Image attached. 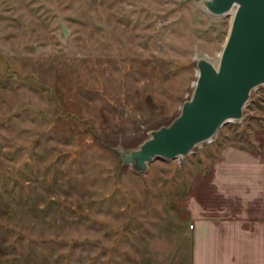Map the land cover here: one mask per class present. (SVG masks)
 Segmentation results:
<instances>
[{
	"label": "rangeland",
	"instance_id": "1",
	"mask_svg": "<svg viewBox=\"0 0 264 264\" xmlns=\"http://www.w3.org/2000/svg\"><path fill=\"white\" fill-rule=\"evenodd\" d=\"M232 19L204 0H0V264H191L197 197L263 211L264 84L185 156L121 155L179 115ZM228 161L254 173L227 194Z\"/></svg>",
	"mask_w": 264,
	"mask_h": 264
},
{
	"label": "water",
	"instance_id": "2",
	"mask_svg": "<svg viewBox=\"0 0 264 264\" xmlns=\"http://www.w3.org/2000/svg\"><path fill=\"white\" fill-rule=\"evenodd\" d=\"M213 14L235 7L218 63L198 60L192 96L169 124L151 130L138 147L121 149L124 162L145 170L155 157L187 155L199 142L211 140L224 123L240 119L252 90L264 84V0H204ZM63 32L67 33L65 25Z\"/></svg>",
	"mask_w": 264,
	"mask_h": 264
},
{
	"label": "crops",
	"instance_id": "3",
	"mask_svg": "<svg viewBox=\"0 0 264 264\" xmlns=\"http://www.w3.org/2000/svg\"><path fill=\"white\" fill-rule=\"evenodd\" d=\"M234 153L247 157L246 160L240 159L239 163L252 159L246 152ZM256 167L259 172L252 176L256 180V183L252 184L253 190L258 188V191H252L253 198L264 194V159H261L260 165ZM252 172L254 173L248 165L232 166L228 161L225 165L214 166L212 184L216 185L218 192L234 193L241 189L242 185L244 187L243 179ZM197 201L200 206L191 210L193 217L191 264H264L263 207V211L250 218L242 214H222V207L216 205L214 201L213 204H209L200 197H197ZM209 209L210 212L207 211Z\"/></svg>",
	"mask_w": 264,
	"mask_h": 264
},
{
	"label": "bare ground",
	"instance_id": "4",
	"mask_svg": "<svg viewBox=\"0 0 264 264\" xmlns=\"http://www.w3.org/2000/svg\"><path fill=\"white\" fill-rule=\"evenodd\" d=\"M235 11V7L230 10V12L233 14Z\"/></svg>",
	"mask_w": 264,
	"mask_h": 264
},
{
	"label": "built area",
	"instance_id": "5",
	"mask_svg": "<svg viewBox=\"0 0 264 264\" xmlns=\"http://www.w3.org/2000/svg\"><path fill=\"white\" fill-rule=\"evenodd\" d=\"M193 225V224H192Z\"/></svg>",
	"mask_w": 264,
	"mask_h": 264
}]
</instances>
